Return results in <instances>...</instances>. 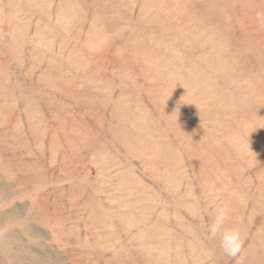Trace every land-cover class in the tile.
<instances>
[{"label":"rangeland","instance_id":"1","mask_svg":"<svg viewBox=\"0 0 264 264\" xmlns=\"http://www.w3.org/2000/svg\"><path fill=\"white\" fill-rule=\"evenodd\" d=\"M264 0H0V264H264ZM230 210L241 252L208 234Z\"/></svg>","mask_w":264,"mask_h":264},{"label":"clouds","instance_id":"2","mask_svg":"<svg viewBox=\"0 0 264 264\" xmlns=\"http://www.w3.org/2000/svg\"><path fill=\"white\" fill-rule=\"evenodd\" d=\"M257 20L264 22V14L257 13ZM230 210L226 206L216 207L209 213V237H219L220 247L230 257L237 256L243 245L241 232L236 227L228 226Z\"/></svg>","mask_w":264,"mask_h":264}]
</instances>
